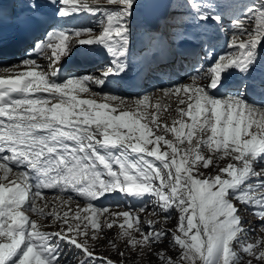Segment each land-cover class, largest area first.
Returning a JSON list of instances; mask_svg holds the SVG:
<instances>
[{"label":"snow or ice","instance_id":"obj_1","mask_svg":"<svg viewBox=\"0 0 264 264\" xmlns=\"http://www.w3.org/2000/svg\"><path fill=\"white\" fill-rule=\"evenodd\" d=\"M92 3L96 7L88 0H12L13 18L20 24L49 13L67 18V24L87 12L102 16L98 21L102 29L93 36L91 28L53 27L33 44L36 58L2 70L10 75L0 77V154L9 153L0 155V264H61L62 254L67 255L64 245L76 250L78 264H140L145 256H155L158 264H240V253L248 257L246 264H264V167H255L264 165V73L255 70L264 64V0L245 5L230 24L228 47L239 55H215L209 67H196L191 83L163 90L185 105L176 109L180 119L171 127L161 126L159 104L155 112L149 111L147 94L133 100V110L128 98L104 92L116 77L131 70L130 22L140 3ZM152 6L168 11L158 26L145 32L140 56L148 63L182 53L185 45L198 46L205 58L212 55L209 28L224 31V21L233 12L232 0H170ZM8 16L0 3V19ZM251 20L256 26L249 31L245 25ZM85 35L89 38H80ZM92 45L110 54L98 75L69 76L63 83L50 79L61 74L74 49ZM90 86H99L100 91L93 92ZM14 93L20 98L14 99ZM31 93L47 95L33 98ZM80 93L91 98L81 99ZM101 96L103 102H98ZM169 132L175 141L166 139ZM161 144L170 153L162 152ZM225 157L230 161L226 166L206 175L214 158L219 165ZM10 165L31 170V179L29 171L10 177ZM253 177L256 184L251 183ZM43 190H56L63 205H70L74 194L84 206L61 214L53 204L45 212L49 201ZM145 196L153 198L154 214L164 213L163 220H147V230L139 212L148 210L149 203H142L138 212L111 211L122 205L104 204L107 199ZM238 204L253 208L257 228L244 227ZM173 208L180 213L175 230L158 228L171 219ZM27 213L58 221L63 228L42 230ZM114 228L119 229L116 238L109 239L107 232ZM250 232H258L254 243L248 242ZM168 237L177 249L175 257L161 247ZM99 239L106 240L118 259L96 253L89 241Z\"/></svg>","mask_w":264,"mask_h":264},{"label":"rangeland","instance_id":"obj_2","mask_svg":"<svg viewBox=\"0 0 264 264\" xmlns=\"http://www.w3.org/2000/svg\"><path fill=\"white\" fill-rule=\"evenodd\" d=\"M143 1L144 0H138V2H140V4H143ZM88 3H89V5L91 7H95L96 6L95 4L92 3V0H88ZM260 3H261V0H252V1H250V4H257L258 5ZM101 4H103V0H101ZM107 7L108 8H115L116 6H107ZM243 10L244 9H242L241 12H243ZM136 13L137 12H135L134 14H136ZM240 15H238V17ZM81 16H82V13L79 14V21H82L83 25H87L84 28L93 29V32H92L93 36H95L97 33H99L101 31L102 25L98 23V21L101 18H94V19L84 18V19H82V18H80ZM137 20H138V18L133 16L132 21L130 22V27L132 29L131 41L134 40V38H135L134 31L136 32V30H137V29H135ZM245 26H246V28L249 31H251L256 26V22H255V20H251V21L247 22ZM225 31H230V29L228 27H226ZM231 35H233L232 31H231ZM86 37H87V35H85V38ZM246 38H247L246 36H240L239 37V39H241V40H244ZM224 50H226V48ZM232 53L234 55H239V52H238V50L236 48H232ZM91 74L98 75L95 72H92ZM182 83L183 84H188V83H191V80L190 79L189 80H185ZM96 87H99V86H92L93 89H91V91H93V92L100 91V89H98ZM94 88H96V89L94 90ZM104 92L112 94L111 92H108L107 90H104ZM117 95L120 96V97L128 98L126 102L128 103V105L133 110H136L135 109V105L133 103V100L135 98H142V96H125V95H122V94H119V93ZM89 98H91V97H89ZM100 101H102V96L100 98H98V102H100ZM157 104H159L161 106L160 107V111H159L161 126H164L166 124L169 127L172 126L173 120H179L180 119L179 113L176 111V109L185 107V105H180L178 103V101L175 99V97L166 96L164 94V92H162L160 90L157 91L156 95L151 96V98H150L151 107L149 108V111L150 112H155L156 111L155 105H157ZM184 119H186L189 123L191 122L190 119L187 118V117H185ZM142 122H145V121L142 120ZM176 126L178 127L179 125L177 124ZM150 127H151V125H150ZM154 131L156 132V134H159V130L158 129H155ZM166 139H172V140L175 141V136H174V134L169 132L166 135ZM149 147H151V146H149ZM180 147H183V145H180ZM161 151L162 152L163 151H168L170 153V149H167V147L165 145H163V144H161ZM205 155H210V153L206 152ZM150 159H154V158H150ZM227 162H230V161H228V158L225 157L224 159L219 161V165H218V162L214 158L213 159V164L210 165L209 169H206L204 171H205L206 175H210V176L211 175H215V174H217L218 166H226ZM155 163H156L157 167H160V162L159 161H156ZM258 166L259 165L255 166V167H257V170H258ZM15 170H17V169H15ZM221 175L223 176L224 174L221 173ZM251 183H253V184L257 183V180H256L255 177L252 178ZM44 193H45V191H43L44 199L49 201V204H48L49 209L47 207H45L43 209L45 212L51 211L52 208H53V204H56L60 208L61 214H63L64 211H68L69 208H71L72 210H75L77 206H80V207L84 206L83 199L76 197L74 194H73V201L71 202V204L70 205H63V204H61L60 200H58L56 198H53V197H46L47 195H45ZM65 195L67 196L68 194H65ZM145 198L146 199L144 200V203H146V202L147 203L148 202L151 203L152 200H153V198L151 196H145ZM38 201L40 203L38 205L43 207V201H41V200H38ZM121 205H122V207H120V208H112L110 210L111 211H128V210L131 209V210H135V211L138 212V210L140 208V207L139 208H134V206H128L126 204V202L124 204H121ZM151 206H152V204H150L148 210H146L144 212H139V215H140V218H141V222L144 224L145 230H147V224H146L147 220H149V219H151V220H163V218H164V213H162V212L157 211L154 214L151 211ZM237 207H239L241 209L240 215H241L242 219L244 221H246L244 223V227L246 229L257 228L259 222H258L256 216L253 215V208L250 207V206H245V205H240V204H238ZM169 215L171 216V219L168 220L163 225H157L158 228L163 226V227H166V228H168L170 230H175L176 225L179 222L180 213H179V211L177 209L173 208V209L170 210ZM105 217H106V214L101 216V221H103ZM34 219H36L38 221V223L42 226V230H45V231L51 230V231H48V232H56V231H59L61 228H63V225H61L58 221L57 222H53L50 218L45 219L44 217H38L36 214H34ZM118 231H119V229H116V228H114L113 230H109L107 232V237L109 239L116 238V232H118ZM258 238H259L258 232H250L249 235H248V242H253L254 243ZM0 239H2V238H0ZM89 243L94 245L96 253L98 255L109 256L110 258L118 259L116 254L110 251L106 240H104V239H99V240H95V241L90 240ZM121 246L123 247V245H121ZM161 247H163L168 252L169 255H172L173 257L176 256L177 249L173 247V245L171 243V237H168ZM63 248H64V253L67 254L66 256L62 254V260L67 259V260H65V262H63V264H67V261L69 259H71V264H78V260L73 255V253L76 250L75 249H71L70 250L66 245H64ZM236 250L239 251L238 247H237ZM240 255L243 257V259L240 261V264H246L248 257L245 256L243 253H240ZM79 259H84V257L80 256ZM140 264H158V261L156 260L155 256H145L141 260ZM198 264H201V262L198 261ZM254 264H255V261H254Z\"/></svg>","mask_w":264,"mask_h":264},{"label":"bare ground","instance_id":"obj_3","mask_svg":"<svg viewBox=\"0 0 264 264\" xmlns=\"http://www.w3.org/2000/svg\"><path fill=\"white\" fill-rule=\"evenodd\" d=\"M166 1L167 0H145V4L149 7L148 8L146 6V8H145V12H144L145 18H149V17L151 18L152 15L155 14V13L161 14V11L164 12L165 11V7H154L155 9H150V8L153 7L152 5H155V4H160V5L166 4L167 3ZM140 5H142V8H143V4H140ZM136 11H137V14H134V16L136 18H138L136 24H138L140 22V25L137 26L136 32L134 31L135 36L139 32H144V31L148 30V29H146V22L145 21H142L143 18H142L141 14H140L139 8L136 9ZM167 11H168V9H167ZM65 19H67V18H65ZM77 22H79V15H77L74 18L68 20V23L67 24H65V21H64L63 22V26H59V28L67 27L70 24H75ZM73 27H81V26H73ZM98 34L99 33H97L96 35H98ZM209 34H211V35L214 36L211 39V42L212 43L218 41L217 36L210 29H209ZM80 38H85V36H82ZM86 38H89V37L87 36ZM71 39L74 40V39H77V38L76 37H71ZM193 46L194 45H185L184 46V49L186 50V49L192 48ZM136 47L138 49H142L143 50V48H144V38L143 39L141 38V39L138 40V42L136 43ZM194 47L196 48L198 46H194ZM138 56H139V51H135L133 53V55H132L133 58H138ZM29 58H34V57H29ZM63 59L64 58L62 57V60ZM95 60L97 61V64H99L101 67L106 66L109 63V61H110V54H107L105 52V50L101 46H99V45L80 46L78 50H76V49L73 50V55L68 58L67 63L65 65V69L62 70V72H65V71H67L68 69H71V68L78 69L77 64L79 62H84L85 67L88 68L92 64L91 61H95ZM37 63L44 64L45 61L39 59V60H37ZM129 63H130L131 70L128 71L127 74H130V75L128 77L123 76V78L116 77L115 78V81H114L116 84H118V85L121 84V83L123 84L124 83V80L129 79V77L132 78L134 75L131 74V73L135 72L136 69L139 68V65L137 66L136 65V62L133 63V61H129ZM15 65H17V64H15ZM3 68H4V66H0V77H7L8 75H10L8 73H4L2 71ZM91 69H92V72H95V73L99 74L98 71H97L98 68H95V66H93ZM26 70H28V69H17V71H26ZM37 71H39V69H37ZM92 72H90V73H92ZM259 72L260 73H264V68L261 69V71H259ZM238 76H239V74H237V77ZM56 78L57 77L50 78V79H54L58 83V81L56 80ZM112 79H113L112 77H109V80L110 81H112ZM91 89H93L92 86H90V90ZM29 95L31 97L35 98V97L41 96V95L46 96L47 94L46 93H31ZM81 96L83 98H88L89 95L87 93H81ZM17 98H20V97H17ZM52 103H55V101H52ZM5 121H6V118H5ZM0 155H3V154H0ZM260 167H264V165L258 166V170H259Z\"/></svg>","mask_w":264,"mask_h":264},{"label":"water","instance_id":"obj_4","mask_svg":"<svg viewBox=\"0 0 264 264\" xmlns=\"http://www.w3.org/2000/svg\"><path fill=\"white\" fill-rule=\"evenodd\" d=\"M167 3H169L170 2V0H167L166 1ZM147 5L145 4V7H146ZM148 7V6H147ZM149 8V7H148ZM150 9H155L154 7H151ZM167 12V8H165V11L164 12H162L161 11V14H157V13H155V14H153L152 15V17L150 18H146V20L148 21V22H150V23H155L157 20H158V18H160L162 15H164L165 13Z\"/></svg>","mask_w":264,"mask_h":264}]
</instances>
